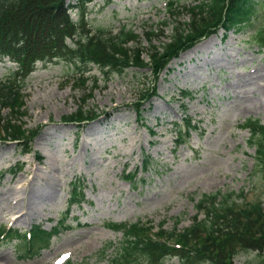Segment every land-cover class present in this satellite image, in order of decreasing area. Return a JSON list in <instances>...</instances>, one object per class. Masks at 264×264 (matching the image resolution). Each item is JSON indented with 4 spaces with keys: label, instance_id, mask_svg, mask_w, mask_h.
Returning a JSON list of instances; mask_svg holds the SVG:
<instances>
[{
    "label": "rangeland",
    "instance_id": "1",
    "mask_svg": "<svg viewBox=\"0 0 264 264\" xmlns=\"http://www.w3.org/2000/svg\"><path fill=\"white\" fill-rule=\"evenodd\" d=\"M201 1L94 0L83 14L92 33L133 30L138 38L127 47L142 50L148 61L181 28L192 33L190 9ZM78 12L73 11L75 20ZM262 27L264 9L250 27L220 29L198 39L158 78L146 67L106 75L96 65L81 74L67 61L39 63L22 90L24 113L2 110L5 119L14 117L34 135L27 145L6 133L0 136V193L28 188L36 173L59 182L30 221L13 225L15 215L7 206L0 209V229L26 233L37 226L50 231L58 221L64 223L37 254L33 249L26 254L23 241L12 239V233L0 237V264H60L64 256L65 264H107L123 240L112 223L139 221L154 230H172L180 217V228L188 227L199 198L217 192H244L239 206L264 203V167L249 146L250 132L241 128L249 119L264 123ZM15 69L8 59L0 62V81ZM153 90L151 98L143 97ZM185 92L192 98L184 99ZM80 111L85 120H68ZM185 120L192 124L188 135ZM181 128L182 141L177 142ZM148 156L152 164L146 172L142 165ZM80 181L85 202L69 208L72 184ZM263 261L264 252L241 251L233 264ZM159 262L180 264L178 258ZM140 264L153 263L142 258Z\"/></svg>",
    "mask_w": 264,
    "mask_h": 264
},
{
    "label": "trees",
    "instance_id": "2",
    "mask_svg": "<svg viewBox=\"0 0 264 264\" xmlns=\"http://www.w3.org/2000/svg\"><path fill=\"white\" fill-rule=\"evenodd\" d=\"M92 1L0 0V62L8 59L16 66L6 81H0V136L6 133L10 140L27 145L34 135L14 117L5 119L2 110L9 108L11 114L24 113L26 104L22 90L39 63L67 61L75 64L81 74H85L90 65H96L106 75L123 74L131 67H146L158 78L175 57L198 39L220 28L230 32L250 27L264 9L261 0H202L190 9L192 33L181 28L167 44L155 48L146 61L142 50L127 47L138 38L133 30L124 27L116 34L103 31L97 34L86 29L83 13L85 5ZM75 9L79 11L78 20L73 18ZM261 29L259 32L264 33V27ZM149 40L152 37L149 36ZM261 41L264 45V35ZM154 91L143 97L151 98ZM183 98H192V95L185 92ZM91 118L88 119L93 120ZM68 120L83 121L85 115L80 111ZM185 123L188 135L191 120H185ZM242 129L250 132L249 146L255 147L260 165L264 167V123L249 119ZM182 132V128L177 132V141H182ZM37 157L41 159V156ZM151 164V158L146 157L142 170L147 172ZM83 190L81 181L73 183L70 206L85 201ZM240 199H244V192L203 194L196 203L197 215L190 226L182 229L179 228L181 218L175 219L172 230L161 226L156 232L141 222L112 223L110 227L122 232L123 240L118 253L107 264H140L142 258L158 264L165 257L178 258L180 264H233L241 251H255L261 255L264 252V203L239 206ZM54 235H57V227L51 232L37 227L28 241L25 234L17 232L15 238L22 237L26 254L31 248V253L37 254L36 250L43 249ZM257 264H264V261Z\"/></svg>",
    "mask_w": 264,
    "mask_h": 264
},
{
    "label": "bare ground",
    "instance_id": "3",
    "mask_svg": "<svg viewBox=\"0 0 264 264\" xmlns=\"http://www.w3.org/2000/svg\"><path fill=\"white\" fill-rule=\"evenodd\" d=\"M36 177L37 180L30 184L28 188H9L4 193H0V209L7 206L8 213L11 212L15 215L13 225L25 220L30 221L38 203L51 199L55 185L59 182L58 178L50 174L39 178V174L36 173ZM3 212L1 211V213Z\"/></svg>",
    "mask_w": 264,
    "mask_h": 264
}]
</instances>
